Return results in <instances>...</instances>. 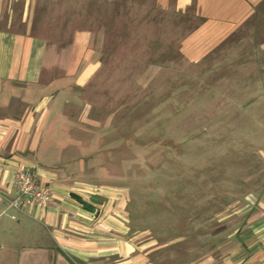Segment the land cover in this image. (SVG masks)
<instances>
[{
	"label": "rangeland",
	"instance_id": "1",
	"mask_svg": "<svg viewBox=\"0 0 264 264\" xmlns=\"http://www.w3.org/2000/svg\"><path fill=\"white\" fill-rule=\"evenodd\" d=\"M196 11L34 0L30 14L47 44L51 126L73 142L67 161L103 201L126 193L130 233L157 264L222 259L246 210L264 205V3L202 53L207 38L186 44L203 23Z\"/></svg>",
	"mask_w": 264,
	"mask_h": 264
},
{
	"label": "crops",
	"instance_id": "2",
	"mask_svg": "<svg viewBox=\"0 0 264 264\" xmlns=\"http://www.w3.org/2000/svg\"><path fill=\"white\" fill-rule=\"evenodd\" d=\"M161 3H174L183 12L197 6L203 23L186 44L193 50L207 38L208 48L198 50L202 53L235 33L264 0ZM33 4L0 0V264H157L152 250L139 248L130 233L126 193L112 190L103 201V191L74 173V163L67 161L65 150L73 142L66 126H51V83L41 79L47 44L31 32ZM21 169L51 187L48 207L10 206L5 196L14 197L13 179ZM246 212L253 217L238 248L222 259L209 254L194 264H264V205Z\"/></svg>",
	"mask_w": 264,
	"mask_h": 264
},
{
	"label": "built area",
	"instance_id": "3",
	"mask_svg": "<svg viewBox=\"0 0 264 264\" xmlns=\"http://www.w3.org/2000/svg\"><path fill=\"white\" fill-rule=\"evenodd\" d=\"M13 183L16 187L14 197H7L11 207L23 210L24 206L37 204L43 208L48 207L53 200V192L48 184L43 183L35 172L18 170Z\"/></svg>",
	"mask_w": 264,
	"mask_h": 264
}]
</instances>
